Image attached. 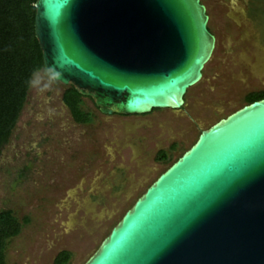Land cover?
Masks as SVG:
<instances>
[{"label":"water","instance_id":"obj_1","mask_svg":"<svg viewBox=\"0 0 264 264\" xmlns=\"http://www.w3.org/2000/svg\"><path fill=\"white\" fill-rule=\"evenodd\" d=\"M42 69L102 114L178 109L214 47L200 0H34ZM81 264H264V97L200 129Z\"/></svg>","mask_w":264,"mask_h":264},{"label":"rangeland","instance_id":"obj_2","mask_svg":"<svg viewBox=\"0 0 264 264\" xmlns=\"http://www.w3.org/2000/svg\"><path fill=\"white\" fill-rule=\"evenodd\" d=\"M200 1L214 47L178 109L102 114L83 97L88 121L76 123L60 99L64 85L43 69L32 75L0 148V210L21 224L4 264H51L61 249L71 253L67 264H81L200 129L264 90V0ZM160 149L168 160L155 159Z\"/></svg>","mask_w":264,"mask_h":264},{"label":"trees","instance_id":"obj_3","mask_svg":"<svg viewBox=\"0 0 264 264\" xmlns=\"http://www.w3.org/2000/svg\"><path fill=\"white\" fill-rule=\"evenodd\" d=\"M33 4L34 0H0V148L15 125L32 75L42 69L41 51L33 32ZM250 11L256 13L257 9L250 7ZM83 97L71 84L64 85L61 92V102L76 123L88 121L89 112L81 106ZM263 97L264 90L248 92L243 104ZM173 147L171 144L169 149ZM155 159L168 160L167 152L158 150ZM20 225L10 209L0 210V264H4L7 240L19 232ZM70 256V251L61 249L51 264H67Z\"/></svg>","mask_w":264,"mask_h":264}]
</instances>
